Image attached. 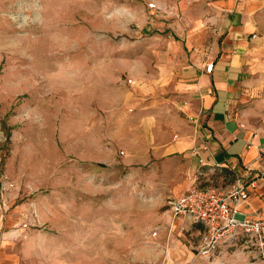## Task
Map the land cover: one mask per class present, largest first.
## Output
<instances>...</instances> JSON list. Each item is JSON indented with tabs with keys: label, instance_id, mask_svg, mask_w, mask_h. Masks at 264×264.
Masks as SVG:
<instances>
[{
	"label": "rangeland",
	"instance_id": "rangeland-1",
	"mask_svg": "<svg viewBox=\"0 0 264 264\" xmlns=\"http://www.w3.org/2000/svg\"><path fill=\"white\" fill-rule=\"evenodd\" d=\"M150 2L168 6L0 0V223L24 228V213L38 214L39 203L46 213L55 207L73 233L38 234L50 228L37 220L12 244V264L158 262L163 235L150 233L172 198L150 182L152 141L148 126L132 120L126 82L132 72L150 73L170 48L169 33L142 26ZM258 28L264 62V12ZM6 182L13 187L5 191ZM256 254L251 239L236 234L189 264H259Z\"/></svg>",
	"mask_w": 264,
	"mask_h": 264
},
{
	"label": "crops",
	"instance_id": "crops-1",
	"mask_svg": "<svg viewBox=\"0 0 264 264\" xmlns=\"http://www.w3.org/2000/svg\"><path fill=\"white\" fill-rule=\"evenodd\" d=\"M263 12L264 0H168L162 9L142 5V26L172 39L163 62L126 79L134 90L132 120L148 126L146 141H152L150 182L162 184L164 196L169 191L177 198L202 182L227 189L242 168L264 167V62L256 47ZM54 208L46 213L38 203V214L26 211L22 221L31 223L26 228L36 220L48 223L50 229L38 228V234H73L59 223ZM240 214L264 219V179L251 189ZM9 224L0 223V264H12V244L29 236L25 227L11 230ZM157 228L163 236L156 264H189L198 256L201 225L174 219L167 209Z\"/></svg>",
	"mask_w": 264,
	"mask_h": 264
},
{
	"label": "built area",
	"instance_id": "built-area-1",
	"mask_svg": "<svg viewBox=\"0 0 264 264\" xmlns=\"http://www.w3.org/2000/svg\"><path fill=\"white\" fill-rule=\"evenodd\" d=\"M148 7L156 8V4L150 2ZM212 68L213 63H207L206 70L210 72ZM127 81L129 83L131 80ZM259 179H264V167L255 169L247 166L238 172L227 189L192 185L181 196L168 202L174 219L181 217L203 226L201 239L196 245L198 256L210 258L220 243L236 234H244L251 239L259 264H264V219L240 214L241 204L246 202ZM11 187L13 184L6 182L3 188L8 190ZM30 224L25 221L22 226L27 227ZM156 235V232L150 233L151 237Z\"/></svg>",
	"mask_w": 264,
	"mask_h": 264
},
{
	"label": "trees",
	"instance_id": "trees-1",
	"mask_svg": "<svg viewBox=\"0 0 264 264\" xmlns=\"http://www.w3.org/2000/svg\"><path fill=\"white\" fill-rule=\"evenodd\" d=\"M205 185V183L204 182H202L201 184H198L197 186H199V187H205L204 186ZM198 224V223H197ZM198 225H201V224H198ZM202 226V225H201ZM203 227V226H202Z\"/></svg>",
	"mask_w": 264,
	"mask_h": 264
}]
</instances>
